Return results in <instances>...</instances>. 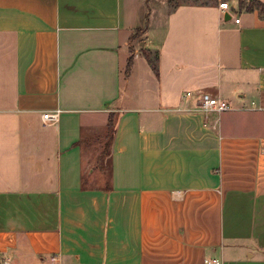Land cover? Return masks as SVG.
Returning <instances> with one entry per match:
<instances>
[{"label":"crops","instance_id":"crops-1","mask_svg":"<svg viewBox=\"0 0 264 264\" xmlns=\"http://www.w3.org/2000/svg\"><path fill=\"white\" fill-rule=\"evenodd\" d=\"M148 1L0 0L6 264L264 261V13Z\"/></svg>","mask_w":264,"mask_h":264},{"label":"built area","instance_id":"built-area-1","mask_svg":"<svg viewBox=\"0 0 264 264\" xmlns=\"http://www.w3.org/2000/svg\"><path fill=\"white\" fill-rule=\"evenodd\" d=\"M218 6L222 11L229 10L230 6L226 0H219ZM239 19L235 18V22H238ZM191 93L186 92L185 96H189ZM200 108L203 111H215V112H223L232 109V106L228 101L218 98L216 96H212L209 93H202L199 97ZM60 110L56 109L51 112H44L40 115V119L43 125L51 126L56 124L59 121ZM3 264H6L5 261H2ZM204 264H221L217 258H206L204 260Z\"/></svg>","mask_w":264,"mask_h":264},{"label":"rangeland","instance_id":"rangeland-1","mask_svg":"<svg viewBox=\"0 0 264 264\" xmlns=\"http://www.w3.org/2000/svg\"><path fill=\"white\" fill-rule=\"evenodd\" d=\"M185 1H190V2L191 1H195L196 3H207V2H209L211 0H172L171 4L169 5V8L170 7H174L175 5L180 4L182 2H185ZM148 2H149V9H150L151 15L154 14V13L159 12L163 8V6H164L163 4L166 3L165 0H149ZM150 55L152 57L154 56L152 53H150ZM239 255H240L239 258H240L241 262L232 261V260H235V259L226 258V261L224 262V264H247V263H243V262H246L245 255L242 252ZM2 261L3 260L0 258V264H3ZM255 264H264V261L257 260V262Z\"/></svg>","mask_w":264,"mask_h":264},{"label":"trees","instance_id":"trees-1","mask_svg":"<svg viewBox=\"0 0 264 264\" xmlns=\"http://www.w3.org/2000/svg\"><path fill=\"white\" fill-rule=\"evenodd\" d=\"M167 2L170 5L171 2H172V0H167ZM244 3H245V1H243V0H240L239 1V4L240 5H242ZM246 9H249V10L257 9L259 11V13L262 15L264 13V2H261L259 0H250L247 3ZM135 33H138V30L135 31ZM147 60H148L149 64L151 65L152 69L155 71V73H157L156 56L154 55L153 58H151L147 54ZM129 66H130V59L127 62V68H126V70H128Z\"/></svg>","mask_w":264,"mask_h":264}]
</instances>
